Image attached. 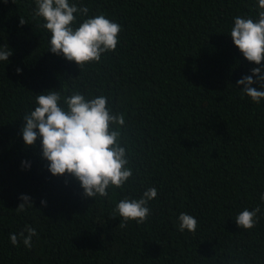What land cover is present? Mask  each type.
Segmentation results:
<instances>
[{
    "label": "trees",
    "instance_id": "16d2710c",
    "mask_svg": "<svg viewBox=\"0 0 264 264\" xmlns=\"http://www.w3.org/2000/svg\"><path fill=\"white\" fill-rule=\"evenodd\" d=\"M69 2L121 25L116 50L83 68L48 50L35 0H0V45L12 51L0 61V264H264V99L237 87L264 61H247L230 36L236 16L258 19V0ZM50 90L104 95L125 114L133 176L122 189L85 198L72 176L48 171L40 138L25 145L23 117ZM150 187L143 224L110 219ZM22 196L32 207L17 213ZM256 207L255 227L239 228V212ZM182 212L195 233L178 230ZM26 226L32 247L13 246L10 233Z\"/></svg>",
    "mask_w": 264,
    "mask_h": 264
},
{
    "label": "clouds",
    "instance_id": "9594fccd",
    "mask_svg": "<svg viewBox=\"0 0 264 264\" xmlns=\"http://www.w3.org/2000/svg\"><path fill=\"white\" fill-rule=\"evenodd\" d=\"M5 3L8 0H4ZM14 3V0H12ZM258 19L236 16L230 36L243 57L256 65L264 61V0H258ZM89 9L78 7L69 0H35L33 20L51 34L48 50L74 61L83 68L88 63L99 62L105 53L114 52L119 43L121 25L99 14L88 16ZM77 15L81 21L77 25ZM20 24H25L23 19ZM12 51L7 45H0V61H7ZM17 74L21 69L17 68ZM253 76L256 80H253ZM259 85V90L253 84ZM243 85V95L251 102L259 104L264 99V66L251 69L237 81ZM34 110L23 117V141L26 146H34L41 140L42 158L48 162V171L53 176H72L79 182L85 198L108 197L109 189H122L132 178L133 170L128 166L127 144L121 128H126L125 114L113 112L104 95L88 99L80 91L62 97L60 91L50 90L35 98ZM157 189L150 187L139 199L124 198L113 208L110 219L119 217V227L124 228L134 221L143 224L151 210L148 203L157 197ZM17 213L32 207L30 198L22 196ZM264 203V193L260 195ZM42 204L45 202L42 201ZM260 207L245 208L235 217L237 226L251 230L258 220ZM178 230L195 233L197 219L187 213H180ZM26 233V234H25ZM34 228L26 226L19 233H10L9 241L19 246L22 240L28 249L32 247V237L37 236Z\"/></svg>",
    "mask_w": 264,
    "mask_h": 264
}]
</instances>
